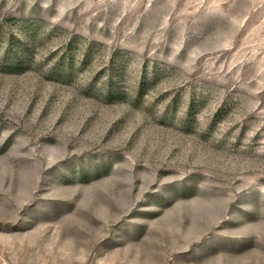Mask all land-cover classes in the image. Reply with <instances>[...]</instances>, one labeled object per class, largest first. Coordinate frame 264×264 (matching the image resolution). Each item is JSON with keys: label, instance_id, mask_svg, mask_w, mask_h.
<instances>
[{"label": "rangeland", "instance_id": "374dc122", "mask_svg": "<svg viewBox=\"0 0 264 264\" xmlns=\"http://www.w3.org/2000/svg\"><path fill=\"white\" fill-rule=\"evenodd\" d=\"M0 264H264V0H0Z\"/></svg>", "mask_w": 264, "mask_h": 264}]
</instances>
